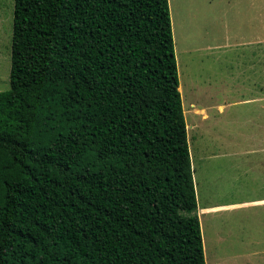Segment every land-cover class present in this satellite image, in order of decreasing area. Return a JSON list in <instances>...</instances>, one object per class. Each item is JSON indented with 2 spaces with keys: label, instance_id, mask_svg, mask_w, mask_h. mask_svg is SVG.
<instances>
[{
  "label": "trees",
  "instance_id": "trees-1",
  "mask_svg": "<svg viewBox=\"0 0 264 264\" xmlns=\"http://www.w3.org/2000/svg\"><path fill=\"white\" fill-rule=\"evenodd\" d=\"M0 264H206L168 0H13Z\"/></svg>",
  "mask_w": 264,
  "mask_h": 264
},
{
  "label": "rangeland",
  "instance_id": "rangeland-1",
  "mask_svg": "<svg viewBox=\"0 0 264 264\" xmlns=\"http://www.w3.org/2000/svg\"><path fill=\"white\" fill-rule=\"evenodd\" d=\"M168 3L205 263L264 264V203L202 210L264 198V154H245L264 147V0L258 45L238 42V34L249 39V28L234 24L235 40L225 43L214 20L206 36L190 32ZM12 11L13 0H0V91L9 87ZM245 98L257 102H235Z\"/></svg>",
  "mask_w": 264,
  "mask_h": 264
},
{
  "label": "crops",
  "instance_id": "crops-1",
  "mask_svg": "<svg viewBox=\"0 0 264 264\" xmlns=\"http://www.w3.org/2000/svg\"><path fill=\"white\" fill-rule=\"evenodd\" d=\"M240 4L235 5L234 0H172L175 6V10L178 11V22L182 27L188 28V30L193 31L197 34L206 36L208 32L205 31V27L212 20L218 25L223 26L224 32V42H234L236 39L238 42L247 43L249 40L254 42L256 45L260 43L259 36V11L260 5L259 0H239ZM243 2V4L241 3ZM246 2V3H245ZM234 11V12H232ZM173 24V23H172ZM245 27L249 28V39L241 37L240 34L235 35V39L232 40L230 34V27ZM189 33V31H188ZM245 37V36H244ZM245 39V40H244ZM256 79V78H255ZM259 81L255 83L258 85ZM255 98H245L236 100L235 102L240 104L254 103ZM257 102V101H256ZM264 107V105H263ZM218 109L221 111L223 105H219ZM254 151H259L255 153H263L264 147L262 149L251 148L245 151V154L254 153ZM264 160V158H263ZM264 198L251 199L247 202L239 203H225L219 205H206L202 209L207 213L230 210L240 206L252 205V204H263Z\"/></svg>",
  "mask_w": 264,
  "mask_h": 264
}]
</instances>
